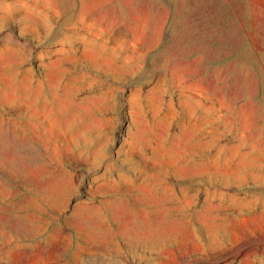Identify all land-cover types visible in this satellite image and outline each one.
Wrapping results in <instances>:
<instances>
[{
    "label": "rangeland",
    "instance_id": "374dc122",
    "mask_svg": "<svg viewBox=\"0 0 264 264\" xmlns=\"http://www.w3.org/2000/svg\"><path fill=\"white\" fill-rule=\"evenodd\" d=\"M0 264H264V0H0Z\"/></svg>",
    "mask_w": 264,
    "mask_h": 264
}]
</instances>
